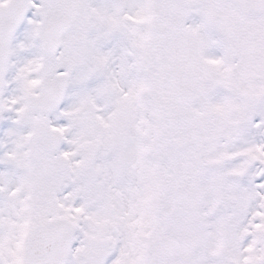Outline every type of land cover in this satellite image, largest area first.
Masks as SVG:
<instances>
[{
    "label": "snow or ice",
    "instance_id": "obj_1",
    "mask_svg": "<svg viewBox=\"0 0 264 264\" xmlns=\"http://www.w3.org/2000/svg\"><path fill=\"white\" fill-rule=\"evenodd\" d=\"M0 264H264V0H0Z\"/></svg>",
    "mask_w": 264,
    "mask_h": 264
}]
</instances>
